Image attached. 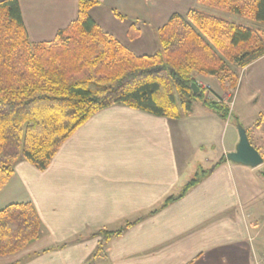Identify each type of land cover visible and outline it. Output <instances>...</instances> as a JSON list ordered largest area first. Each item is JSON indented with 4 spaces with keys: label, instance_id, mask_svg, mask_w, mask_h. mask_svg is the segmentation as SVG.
Returning a JSON list of instances; mask_svg holds the SVG:
<instances>
[{
    "label": "crops",
    "instance_id": "crops-1",
    "mask_svg": "<svg viewBox=\"0 0 264 264\" xmlns=\"http://www.w3.org/2000/svg\"><path fill=\"white\" fill-rule=\"evenodd\" d=\"M101 1L90 15L137 55L158 49L156 31L173 13L206 9L199 0ZM19 2L33 42L53 41L78 16L79 0ZM133 23L139 36L128 32ZM263 64L264 56L240 69L234 90L213 76L195 80L217 101L228 103L231 93L244 96L259 113L252 121L264 139ZM199 105L195 102L182 118L114 105L78 128L46 170L20 161L3 187L8 201L0 209L32 202L44 232L21 251L1 256L0 264H264V163L253 168L227 159L240 140L235 119L263 157L264 140L252 139V121L240 110L234 113L232 103L225 120ZM221 134H230L229 140H221ZM208 148L211 171L182 198L160 208L198 173L195 154ZM120 228L123 232L109 240L101 234ZM101 243L104 250L94 256Z\"/></svg>",
    "mask_w": 264,
    "mask_h": 264
},
{
    "label": "trees",
    "instance_id": "trees-1",
    "mask_svg": "<svg viewBox=\"0 0 264 264\" xmlns=\"http://www.w3.org/2000/svg\"><path fill=\"white\" fill-rule=\"evenodd\" d=\"M101 2L79 0L75 21L53 41L33 42L19 0H0V189L20 161L46 170L78 128L114 105L182 118L200 101L227 119L229 103L207 96L202 88L193 93L195 76H213L224 89L234 90L237 69L264 56V30L225 16L264 25V0H199L206 9L173 13L156 31L158 49L145 55L135 54L90 15ZM128 32L135 37L140 30L133 23ZM225 160L224 155L217 165ZM210 171L196 173L160 208L182 198ZM123 230L101 234L109 240ZM43 232L32 202L6 205L0 209V257L21 251ZM103 250L101 243L93 255Z\"/></svg>",
    "mask_w": 264,
    "mask_h": 264
},
{
    "label": "rangeland",
    "instance_id": "rangeland-1",
    "mask_svg": "<svg viewBox=\"0 0 264 264\" xmlns=\"http://www.w3.org/2000/svg\"><path fill=\"white\" fill-rule=\"evenodd\" d=\"M225 16L229 19H234L235 21H238L244 25H248V26H251V27H257L258 29H263L264 30V25L262 24H258V23H255L254 21H251V20H246L244 18H237V17H232L230 16L229 14ZM233 67V66H232ZM235 69H237V67H234ZM238 73H239V77L241 76V72H240V69L238 68L237 69ZM262 73H260L261 75V80H264V64H263V68H262ZM197 76V75H196ZM227 90V89H226ZM243 91V89H242ZM244 97V96H243ZM241 95L240 96H236L233 98V94L231 93V96L229 97V95L226 96V101L231 105L232 103V107H233V111L234 113H238L239 110L242 112L243 115H246L248 116L249 119V122L252 121L253 117H255V115H259L258 111L256 110V108L254 107V105H249V103H245L246 100L243 98ZM203 105V104H202ZM203 106H197V109H202ZM231 107V106H230ZM196 109V112H198V110ZM236 118V117H235ZM236 121V119H235ZM246 124V123H245ZM252 125L248 126L249 128V132L251 134V137L252 139L255 141V142H261L263 139V135L259 132H257V130H255V127H256V121H252L251 123ZM230 138V134L229 135H222L221 134V140L223 139H227L229 140ZM228 141H225V143H227ZM209 156V157H208ZM213 156V153L211 152V150L208 148V150H204V151H197L196 154H195V160H197V164H199V167L197 169V171L199 172L200 170L204 169V170H207L209 168H211L213 166V162H209L207 160H209L210 157ZM199 162V163H198ZM196 164V165H197ZM201 167V168H200ZM3 188L0 189V198L4 199L2 200V202L0 204H5L3 202H7L8 201V198L5 196L4 192H3ZM6 192V190H5ZM8 256V255H7Z\"/></svg>",
    "mask_w": 264,
    "mask_h": 264
},
{
    "label": "water",
    "instance_id": "water-1",
    "mask_svg": "<svg viewBox=\"0 0 264 264\" xmlns=\"http://www.w3.org/2000/svg\"><path fill=\"white\" fill-rule=\"evenodd\" d=\"M192 89L195 95H197L201 90L197 83L192 85ZM238 131L240 140L236 147V151L228 153L227 159L233 163L253 168L262 165L264 163V157L251 143L247 130L239 124Z\"/></svg>",
    "mask_w": 264,
    "mask_h": 264
}]
</instances>
